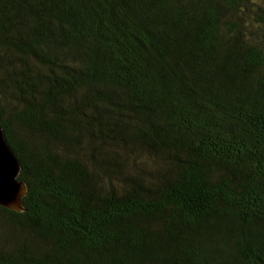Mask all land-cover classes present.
Masks as SVG:
<instances>
[{
  "label": "trees",
  "instance_id": "16d2710c",
  "mask_svg": "<svg viewBox=\"0 0 264 264\" xmlns=\"http://www.w3.org/2000/svg\"><path fill=\"white\" fill-rule=\"evenodd\" d=\"M0 126V264H264V0H0Z\"/></svg>",
  "mask_w": 264,
  "mask_h": 264
},
{
  "label": "water",
  "instance_id": "95a60500",
  "mask_svg": "<svg viewBox=\"0 0 264 264\" xmlns=\"http://www.w3.org/2000/svg\"><path fill=\"white\" fill-rule=\"evenodd\" d=\"M20 171L21 164L0 126V206L15 212L24 211L22 200L28 191L19 179Z\"/></svg>",
  "mask_w": 264,
  "mask_h": 264
}]
</instances>
